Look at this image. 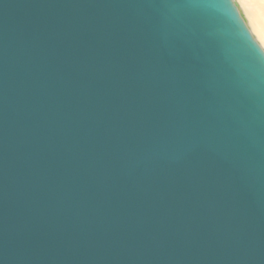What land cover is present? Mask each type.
<instances>
[{"label": "water", "instance_id": "1", "mask_svg": "<svg viewBox=\"0 0 264 264\" xmlns=\"http://www.w3.org/2000/svg\"><path fill=\"white\" fill-rule=\"evenodd\" d=\"M261 60L232 0H0V264H264Z\"/></svg>", "mask_w": 264, "mask_h": 264}, {"label": "clouds", "instance_id": "2", "mask_svg": "<svg viewBox=\"0 0 264 264\" xmlns=\"http://www.w3.org/2000/svg\"><path fill=\"white\" fill-rule=\"evenodd\" d=\"M240 6H248L256 11V19L249 22L252 35L258 38V42L264 49V0H235Z\"/></svg>", "mask_w": 264, "mask_h": 264}, {"label": "bare ground", "instance_id": "3", "mask_svg": "<svg viewBox=\"0 0 264 264\" xmlns=\"http://www.w3.org/2000/svg\"><path fill=\"white\" fill-rule=\"evenodd\" d=\"M233 3L236 6V9L241 17V19L243 20L246 28L248 29L249 33L251 34V36L253 37V39L255 40V42L258 44V46L261 48L259 42H258V38L252 35V31L249 27V22L250 21H254L256 19V11L254 10L253 7H251L250 5L248 6H240L238 5L235 0H232ZM261 50L264 53V49L261 48Z\"/></svg>", "mask_w": 264, "mask_h": 264}, {"label": "snow or ice", "instance_id": "4", "mask_svg": "<svg viewBox=\"0 0 264 264\" xmlns=\"http://www.w3.org/2000/svg\"><path fill=\"white\" fill-rule=\"evenodd\" d=\"M208 2H210V3H214L215 0H208ZM261 61H264V60H261Z\"/></svg>", "mask_w": 264, "mask_h": 264}]
</instances>
